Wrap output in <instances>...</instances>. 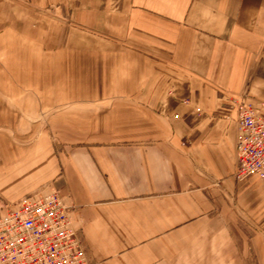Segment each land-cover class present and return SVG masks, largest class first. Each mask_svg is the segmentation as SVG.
Here are the masks:
<instances>
[{
  "label": "crops",
  "instance_id": "0c3cea01",
  "mask_svg": "<svg viewBox=\"0 0 264 264\" xmlns=\"http://www.w3.org/2000/svg\"><path fill=\"white\" fill-rule=\"evenodd\" d=\"M20 88L77 104L54 121V186L88 264H264V179L233 178L231 104L264 114V0H0V93ZM37 151L3 199L50 183Z\"/></svg>",
  "mask_w": 264,
  "mask_h": 264
},
{
  "label": "built area",
  "instance_id": "2783aa9c",
  "mask_svg": "<svg viewBox=\"0 0 264 264\" xmlns=\"http://www.w3.org/2000/svg\"><path fill=\"white\" fill-rule=\"evenodd\" d=\"M231 104L238 129L233 178L264 179V114L241 99ZM71 212L55 189L1 205L0 264H88Z\"/></svg>",
  "mask_w": 264,
  "mask_h": 264
},
{
  "label": "rangeland",
  "instance_id": "374dc122",
  "mask_svg": "<svg viewBox=\"0 0 264 264\" xmlns=\"http://www.w3.org/2000/svg\"><path fill=\"white\" fill-rule=\"evenodd\" d=\"M44 98L45 96L38 97L35 94H30L26 88H20L13 96L0 93V108L4 107V109H0V145H3L2 142L6 146L10 145L8 148L16 151L20 150L17 155H21L8 167L1 165V159L5 156L0 155V167H2L0 169V192L6 190V188L7 190L9 188H11L10 190L19 189L20 191L27 185H31V177H27L24 170L28 169L31 172V163L28 162L31 161V155L38 153L39 148H43L45 139L48 140L52 149L54 164L51 166L50 171L54 174L46 188L37 193L47 189L58 191L54 186V180L59 176V157L56 155L58 151H55L54 146L61 145L60 141L64 136V132L61 133L59 124H56L58 122L54 123V121H59L61 114L75 113L77 104L68 103L67 107L66 105L50 107L47 103L40 102ZM7 119L8 122L4 123L3 121ZM20 174H24L21 179L19 178ZM2 179L6 188L2 186ZM29 196H31V193L25 197ZM18 200L8 201L0 195V206Z\"/></svg>",
  "mask_w": 264,
  "mask_h": 264
}]
</instances>
